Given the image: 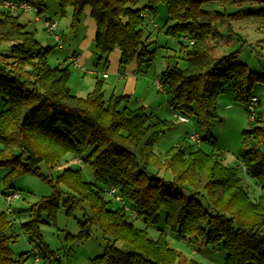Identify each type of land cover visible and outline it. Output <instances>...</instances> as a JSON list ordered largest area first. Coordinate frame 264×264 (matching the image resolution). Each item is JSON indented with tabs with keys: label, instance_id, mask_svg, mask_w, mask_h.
Listing matches in <instances>:
<instances>
[{
	"label": "trees",
	"instance_id": "16d2710c",
	"mask_svg": "<svg viewBox=\"0 0 264 264\" xmlns=\"http://www.w3.org/2000/svg\"><path fill=\"white\" fill-rule=\"evenodd\" d=\"M27 1L36 8L35 14L46 11V0ZM55 1L61 17L71 11L73 28L89 8L96 25L93 48L97 60L118 49L121 66L153 59L143 29L157 14L158 4H165L171 23L166 34L188 41V46L180 45L187 64L167 67L160 81L175 114L195 116L203 142L211 137L217 97L230 83L238 100L248 103L252 97L257 77L236 61L237 51L215 56L213 50L224 40L219 28L232 32L231 19L239 15L254 19L262 31L264 0H256L263 5L251 6L244 14L203 10L202 4L212 0H145L142 5L140 0ZM217 1L225 7L232 0ZM254 1L247 0V4ZM18 13L23 12L0 9V46H10V55L0 63V94L7 105L0 111V167L9 168L4 176L6 187L11 188L15 177L24 173L40 174L41 163L51 173L67 154L82 156L101 187L85 181L80 170L70 167L57 175L56 184L65 187L62 193L67 197L62 204L67 215L86 205L89 209L83 212L79 232L67 234L66 239L84 240L95 227L108 241L91 264H176L179 260L181 253L170 246L166 234L160 231L154 238L136 227L126 205L148 224L157 223L164 209L166 226L181 238L192 236L203 244L221 245L226 251L224 264H264V119L255 116L250 121L239 151L245 172L260 187L254 200L237 167L222 162L221 152H206L188 146L185 140L170 147L161 159L154 145L172 122L153 118L145 107L130 108L129 95L106 98L102 80H96L85 96L73 95L68 87L69 66H51V48L37 40L35 29L19 22ZM149 167L169 171L171 187L187 189L191 196L169 193ZM43 178L55 187L48 176ZM110 188L117 189L124 205L113 206V198H105L104 190ZM59 205L57 196L43 197L31 210L30 220L20 226L36 241L38 252L32 248L30 254L45 263H59V258L42 242L39 227L55 218ZM12 226L0 211V264H26L29 252L15 257L12 251ZM118 241L123 247L116 246ZM186 264L203 263L189 260Z\"/></svg>",
	"mask_w": 264,
	"mask_h": 264
},
{
	"label": "rangeland",
	"instance_id": "374dc122",
	"mask_svg": "<svg viewBox=\"0 0 264 264\" xmlns=\"http://www.w3.org/2000/svg\"><path fill=\"white\" fill-rule=\"evenodd\" d=\"M144 1L140 0L139 5H142ZM247 3V0H232L231 3L224 7L219 1L212 0L204 2L202 8L212 14L216 12L231 14L237 11H245L243 12L244 14L252 10L251 6L256 8L263 5L260 1L258 2L256 0L252 4ZM45 4L47 8L43 13L44 17L57 19L60 24L59 32L64 40L63 49L51 45L53 44V40L42 31L40 22L35 21L34 23L36 25L32 22L35 16L34 11L18 13L19 22L26 25L27 29H35L37 40L44 47L51 48L48 55L51 66H66V62H63L61 58L77 41H82V29L71 26V11L69 13L70 15L66 17L62 18L59 15V8L55 0H46ZM154 24H157V27ZM170 25L171 23L168 20L165 4H158L157 14L152 18V22L149 21L146 23L143 29L144 35L147 37L148 50L153 51V59L150 62L137 63L139 68L136 77L139 79V82L130 94V102L128 105L130 108L145 107L146 111L153 118L159 117L172 122V125L163 131L154 145V152L161 159L164 158L165 152L170 147L185 140L188 146L192 145L194 148L201 147L206 152L212 150L221 152L222 162L237 167L238 175L244 180L245 188L250 197L255 200L260 194V187L255 179L247 175L239 157V151L244 146V131L249 127L252 119L247 109V102L237 99L232 84L230 83L217 97L216 115L210 120L211 137L204 142L201 139L199 146L189 141L190 134L195 132L202 133L195 116L188 117V122L179 121L175 117L177 114H175L170 106L169 95L165 92L164 88L160 89L156 85L157 81L161 82V73L167 67L175 65L179 68H184L187 64L185 54L180 45L182 42L188 46V41L167 35L166 29ZM231 25L234 29L230 33L223 28H219L224 40L220 46L213 50V53L215 56H222L237 51L236 61L246 65L257 77L251 95L258 98V105L255 109L256 116L264 119V29L259 31L255 20L244 17L243 15L231 19ZM9 55V44H2L0 46V63L3 62V57ZM73 68V64L70 63L69 70L72 78L70 77L68 83L69 90L75 96H85L91 91V83L95 81L96 77L95 75H83V73ZM82 78L85 79L83 80L84 82L87 80L91 81L89 86L83 84ZM107 93L110 92L108 91ZM105 96L106 98L109 97L107 94ZM6 107L4 97L0 94V111ZM79 159L81 160L80 162L78 161ZM39 167L40 174L44 175L43 177L48 176L55 187H52L49 181L44 180L40 174L24 173L15 177L10 184L11 188H7V182L6 180L4 181V176L9 171V168L0 167V211L5 212L13 224L10 232L15 236V241L11 244L14 256L19 257V255L29 252L27 254L29 257L26 264H37L34 262V257L30 254V250L35 247L36 241L31 240L30 236L24 233L20 226L30 220L31 210L38 206V203L43 197L57 196L60 205L55 218L51 221L42 222L39 227L42 242L48 245L55 252L57 258H59V263L53 261L54 264H91V258L101 254L108 241L95 227H92L90 236L84 240L68 241L66 239L67 234H76L79 232V222L83 219V212L88 213L89 209L86 205L84 210L73 209L71 214L67 215L65 207L62 204L63 200L67 197L66 194L62 193L65 187L63 185H57L56 180L57 175L63 169L70 167L80 170L85 181L91 182L100 188L101 186L95 182L93 170L83 161L82 156H75L73 154L64 156L51 173L48 172L44 163H41ZM148 171L162 180L163 186L169 193H179L185 197L191 196V192L187 189L171 187L173 176L169 171H158L154 167H149ZM59 189L61 191L57 193ZM12 191L17 192L19 197L9 203L5 199V195ZM104 196L106 199H112L106 190H104ZM112 205L119 206V203L114 202L112 199ZM126 207L128 218L136 227L146 229L149 235L154 238L157 237L160 231L166 234L170 246L181 253L176 264H186L189 260H195L203 264H224L226 251L221 245L203 244L192 236L181 238L174 230L166 226L164 209L160 211V218L157 223L148 224L142 217L133 216L129 205H126ZM116 246L121 248L123 247V243L118 241ZM41 264L44 263L41 262Z\"/></svg>",
	"mask_w": 264,
	"mask_h": 264
},
{
	"label": "crops",
	"instance_id": "0c3cea01",
	"mask_svg": "<svg viewBox=\"0 0 264 264\" xmlns=\"http://www.w3.org/2000/svg\"><path fill=\"white\" fill-rule=\"evenodd\" d=\"M69 13L70 12H68L66 16L70 15ZM41 16L42 18H47V17H44V15H41ZM54 20L58 22L57 19H54ZM59 25L60 24L58 22V30H59ZM76 27H79L82 29V32H83L82 41H77L76 44L72 46L71 49L65 53V55L61 58V60L63 62H66V64L69 66L71 62L68 59V57L70 55H75L77 58L79 67L73 66L74 67L73 69L83 73V75H87V74L92 75V76L95 75L96 77L95 81L102 80L104 83L105 95L107 94V96L108 95L110 96L111 94H114V95H127V96L129 95L130 96L131 92L133 91V89L136 87V85L139 82V79L136 77V74L139 68L137 63L132 62L126 66L121 67L119 50L113 51L106 58H103L102 60H96V56H95L94 48H93L96 25L90 15L89 8H85L82 14V17L80 19V22L78 23ZM46 45L48 44L46 43ZM51 45L54 46V43ZM81 67L88 69L89 71H93V72L84 73L80 69ZM83 80L85 79L82 78V81ZM87 81L85 82L83 81L84 82L83 84L85 86H89V83H91L90 80H87ZM95 81L91 83L92 89L94 87ZM108 91L110 93H107ZM34 262H35V259H34ZM41 262H43V260L40 261L39 264H41ZM43 263L44 264H54L53 261H49L46 263L43 262Z\"/></svg>",
	"mask_w": 264,
	"mask_h": 264
},
{
	"label": "built area",
	"instance_id": "2783aa9c",
	"mask_svg": "<svg viewBox=\"0 0 264 264\" xmlns=\"http://www.w3.org/2000/svg\"><path fill=\"white\" fill-rule=\"evenodd\" d=\"M0 9H9V10L21 11V12H27V11L36 12L37 11L36 8L27 0H0ZM34 19L36 22H40L43 29L52 36L53 41L55 42V46L59 49H63L64 41H63L61 34L58 32V22L54 19H51V18H42L41 15H38V14H35ZM150 22H152V21L150 20ZM154 26H157V25L154 24ZM68 59L70 60V62L73 64L74 67H79V64L77 62V58L75 55H70L68 57ZM80 69L85 73L86 72H88V73L93 72V71H89L88 69H85L83 67H81ZM156 85L160 89L163 88L161 82H159V81L156 82ZM257 102H258V98L255 96H252L247 103V109L250 112V116H251L252 120L256 116L255 109L258 105ZM175 117L181 122H188L189 121V119L185 116L175 115ZM189 141L192 144L199 146L201 144L200 134L196 133V132L193 134H190L189 135ZM78 161L80 162V160H78ZM107 193L110 197H112L115 200V202L124 205V200L121 197V195L119 194V192L117 191V189L110 188L107 191ZM18 197H19V194L17 192H14V191L5 195V199L9 203L13 202ZM131 212H132L133 216H136L135 212H133L132 210H131ZM33 251L35 253H37L38 252L37 247H33ZM40 261H42V259L39 256H36L35 262L39 263Z\"/></svg>",
	"mask_w": 264,
	"mask_h": 264
}]
</instances>
